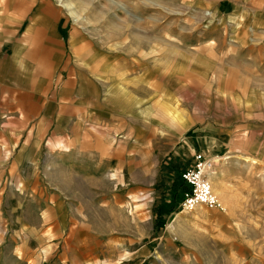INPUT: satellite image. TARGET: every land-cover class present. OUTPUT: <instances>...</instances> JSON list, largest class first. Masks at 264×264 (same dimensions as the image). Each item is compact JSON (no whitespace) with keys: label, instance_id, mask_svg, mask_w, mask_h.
<instances>
[{"label":"rangeland","instance_id":"1","mask_svg":"<svg viewBox=\"0 0 264 264\" xmlns=\"http://www.w3.org/2000/svg\"><path fill=\"white\" fill-rule=\"evenodd\" d=\"M63 1L78 18L0 0V264H264V29L242 0ZM200 153L220 208L182 211Z\"/></svg>","mask_w":264,"mask_h":264},{"label":"built area","instance_id":"2","mask_svg":"<svg viewBox=\"0 0 264 264\" xmlns=\"http://www.w3.org/2000/svg\"><path fill=\"white\" fill-rule=\"evenodd\" d=\"M213 173L215 162L202 153L197 154L193 165L182 174V182L186 186L181 203L182 211L191 212L199 207L211 210L220 208L210 182Z\"/></svg>","mask_w":264,"mask_h":264},{"label":"crops","instance_id":"3","mask_svg":"<svg viewBox=\"0 0 264 264\" xmlns=\"http://www.w3.org/2000/svg\"><path fill=\"white\" fill-rule=\"evenodd\" d=\"M236 1L237 0H225L224 3L221 4L220 8H222V6L230 5L231 11H232L234 9L233 8L234 5L237 4ZM239 5H241V6H243V7H245L247 9V10H243L242 13L248 14V15L252 14L253 15L252 21L254 23H256L257 25H259L258 27H261L262 29H264V0H242L239 3ZM206 15L211 16V13L208 12ZM130 20L131 19H129V21ZM128 29L132 30V27H131L130 24H129V28ZM139 40H140V38H139ZM77 50H78V48H77ZM100 66L98 65L97 68H95L94 71L93 70H88V71L99 75L100 74V69H101ZM87 85H89L91 87H95L96 86L94 82H89V83H87ZM80 86H83V85L80 84ZM246 159H248V158H246ZM251 160L252 161H256L255 159H251ZM82 165L85 167L86 163H82ZM111 177H112V180H116L117 179V175L116 174H112ZM216 179H218V176H216V172H215L210 177V182L212 183V185H213V183H215ZM214 189H215V192H217L220 197H223L222 196V192L220 190H218L216 187H214Z\"/></svg>","mask_w":264,"mask_h":264},{"label":"bare ground","instance_id":"4","mask_svg":"<svg viewBox=\"0 0 264 264\" xmlns=\"http://www.w3.org/2000/svg\"><path fill=\"white\" fill-rule=\"evenodd\" d=\"M57 1H59L61 4H62V7H64L65 9H67L68 11H69V13H70V15L72 16V17H74V18H78V16H77V14H76V12H75V10H74V8H73V5L71 4V3H69V2H65V1H63V0H57ZM212 186V185H211ZM212 190H213V193H214V187L212 186ZM215 194V193H214ZM216 195V194H215ZM217 197V196H216ZM218 199V198H217Z\"/></svg>","mask_w":264,"mask_h":264}]
</instances>
